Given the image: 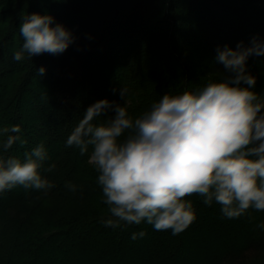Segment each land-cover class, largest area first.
Wrapping results in <instances>:
<instances>
[{
    "label": "trees",
    "instance_id": "obj_1",
    "mask_svg": "<svg viewBox=\"0 0 264 264\" xmlns=\"http://www.w3.org/2000/svg\"><path fill=\"white\" fill-rule=\"evenodd\" d=\"M131 1L58 0L27 10L49 11L76 39L63 53L37 60L15 64L9 53L0 67L4 78L20 75L8 126L19 125L20 133L13 135L27 141L23 146L17 141L4 155L22 159L42 142L49 159L40 172L54 185L41 190L17 186L0 194V264L264 262V228L258 227L264 211L250 209L229 219L220 205H205L193 195L187 199L196 219L178 235L146 222L117 228L101 223L109 214L98 174L88 153L81 156L79 149L66 146L86 109L102 99L123 105L119 92L125 87L127 110L139 117L167 92L195 91L209 79H220L218 47L235 49L241 41L248 46L254 36L264 40V0H134L132 7ZM92 13H103L104 20L89 17L82 23L75 17ZM246 69L256 78L253 91L264 95V56L249 57ZM111 116L109 111L96 122ZM49 165H55L51 172L44 170ZM140 231L146 235L133 240Z\"/></svg>",
    "mask_w": 264,
    "mask_h": 264
},
{
    "label": "clouds",
    "instance_id": "obj_2",
    "mask_svg": "<svg viewBox=\"0 0 264 264\" xmlns=\"http://www.w3.org/2000/svg\"><path fill=\"white\" fill-rule=\"evenodd\" d=\"M48 14L22 17V47L13 59L61 54L75 42L63 24ZM251 56H264V40L252 37L235 49L217 48L215 63L221 78L180 94H163L149 110L133 118L126 107L127 88L119 95L123 105L99 100L90 105L67 137L66 146L88 153L97 172L106 205V227L146 222L156 231L178 235L196 219L193 202L220 205L224 217L239 218L250 209L264 211V95L253 91L256 78L247 72ZM45 69H39L43 75ZM115 91V89L113 90ZM112 111L114 116L97 123ZM19 125L0 127V194L17 186L49 189L40 169L49 159L41 142L31 151L5 157L19 141ZM55 165L44 168L51 172ZM75 191V185H66ZM264 228V223L258 225ZM146 233H133L132 239Z\"/></svg>",
    "mask_w": 264,
    "mask_h": 264
},
{
    "label": "rangeland",
    "instance_id": "obj_3",
    "mask_svg": "<svg viewBox=\"0 0 264 264\" xmlns=\"http://www.w3.org/2000/svg\"><path fill=\"white\" fill-rule=\"evenodd\" d=\"M58 0H0V67H4L6 65L5 55L11 54L14 56V53L16 51H19L22 47L23 39L19 33V27L22 23V17L24 15H30L29 13H35V10H32V12H28L27 10H30L29 8L33 7L34 9L36 3H44L48 5L49 3L56 4ZM86 0H73V2H84ZM111 2H114V0H108ZM134 0L131 1L130 6H133ZM31 3L32 4L31 6ZM37 6V5H36ZM49 7V6H46ZM46 9V8H45ZM104 11V10H102ZM37 13L44 15L51 13L49 11H38ZM78 20L83 22H87V20L90 17V20L93 22L95 20H104L103 13L99 14H89L86 16H75ZM56 23L62 24V21H54V25ZM53 25V26H54ZM67 29V27H65ZM85 46V44H81ZM73 47V46H71ZM78 47V46H76ZM50 54L45 53L42 55L33 56L30 60H37L39 57H49ZM26 61L29 59L27 54H25V57L23 58ZM8 61V60H7ZM16 60H14V63L16 64ZM23 72H21L22 75ZM19 74V73H18ZM20 76V75H19ZM16 73L11 74V76L4 78L0 75V86L5 84L6 90L4 91L0 90V110L3 113H0V127H7L9 122V107L12 105L13 101V92L15 90V86L17 85V79L19 77ZM16 81V82H15ZM13 91V92H12ZM14 102V101H13ZM11 103V105H10ZM12 111V110H11ZM8 113L7 115H5ZM256 264H264V262L256 263Z\"/></svg>",
    "mask_w": 264,
    "mask_h": 264
}]
</instances>
